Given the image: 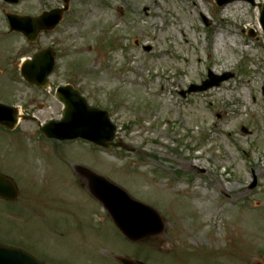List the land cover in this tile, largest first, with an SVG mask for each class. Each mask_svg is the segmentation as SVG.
I'll return each mask as SVG.
<instances>
[{"label": "rangeland", "instance_id": "obj_1", "mask_svg": "<svg viewBox=\"0 0 264 264\" xmlns=\"http://www.w3.org/2000/svg\"><path fill=\"white\" fill-rule=\"evenodd\" d=\"M254 2L71 0L61 23L34 43L10 39L13 71L0 97L36 119L0 132V170L19 188L14 202L0 199V242L46 264H120L119 256L264 264V0ZM62 6L20 0L11 8L29 14ZM48 46L57 64L42 92L16 79L15 69ZM209 70L234 75L182 95ZM68 83L110 113L116 147L45 138L39 125L62 118L52 89ZM85 168L154 208L164 231L125 239L90 192Z\"/></svg>", "mask_w": 264, "mask_h": 264}, {"label": "water", "instance_id": "obj_2", "mask_svg": "<svg viewBox=\"0 0 264 264\" xmlns=\"http://www.w3.org/2000/svg\"><path fill=\"white\" fill-rule=\"evenodd\" d=\"M64 1L67 4L69 0ZM229 1L232 0H217L218 4L221 6ZM62 11L63 10H55L45 13L42 17L37 19L29 17H12V24L19 29L25 27V30L28 32L34 31L31 36L34 39L41 29L54 28L62 18ZM261 22L264 28V13L261 17ZM45 52L46 51L42 54H45ZM42 54H39L35 58L34 62H32L33 65L39 64V62L42 63ZM48 56L49 58L47 60L45 59V64L49 66L46 71L41 73L38 80L42 78L43 74V79H46V76L53 67V55L50 54ZM29 63L30 62L27 64ZM24 70V76L32 81L30 73ZM232 76V74L228 73L223 76H216L210 73V79L204 81L201 86H191L188 92L204 91L214 86H219L223 81L228 80ZM63 91L65 95H61L60 98L66 104L64 120L60 123L51 122V124L43 127L42 131L46 133L48 137H56L61 140L82 137L97 142L98 144L110 146L111 144L107 142L115 138L116 126L111 123L108 112L90 107L87 100L82 97L77 90L71 88L69 91L68 88H61L60 93ZM12 110L14 109L0 104V122L4 116L15 121L16 115L11 112ZM8 122L9 121H7V123ZM12 126L13 125H10L9 127ZM244 130L248 132V130ZM85 173L89 178L92 193L104 203L116 225L126 237L132 241H138L163 232L164 222L156 210L142 202L132 199L122 188L109 182L102 176L86 170ZM17 195L18 191L16 185L11 180L0 175V197L14 200ZM25 255L30 258L29 261L25 263L42 264L21 249L0 244V264H21L14 263L13 259L24 262ZM119 261L122 264H141L140 262L124 257H120Z\"/></svg>", "mask_w": 264, "mask_h": 264}, {"label": "flooded vegetation", "instance_id": "obj_3", "mask_svg": "<svg viewBox=\"0 0 264 264\" xmlns=\"http://www.w3.org/2000/svg\"><path fill=\"white\" fill-rule=\"evenodd\" d=\"M11 6H13V4L8 3L6 0H0V24L2 25V30L0 31V78H3V76H4V78L0 82V94H2L1 89L3 88V85L7 84L6 85V87H7L8 84L10 83L8 81V79H10V74L13 71L12 70V68H13V52L11 49L12 41H10V39H12L14 37L18 38V36H22L19 33H11L10 32V26H9V22L7 19V14H9V13L23 14V13L15 10V9H12ZM26 43H27V41H26ZM33 56H34V54H33ZM30 57H32V56H30ZM30 57L21 58L20 59L21 63H19V64L16 63V66L18 68H16L15 71L17 73L19 71V75L16 74L17 75L16 79H19V77H20V67H21L22 62H24L26 59H28ZM10 81H11V79H10ZM51 87H52V85H51ZM36 88H37V90L39 89L41 91V89L39 87L36 86ZM52 90L54 91V89H52ZM42 92H44V91H42ZM0 102L15 106L11 102L5 100V98L2 99L0 97ZM17 130H18V127L15 129V131H17ZM1 131L8 132V130L5 127L0 125V132ZM0 172H2V171L0 170Z\"/></svg>", "mask_w": 264, "mask_h": 264}, {"label": "bare ground", "instance_id": "obj_4", "mask_svg": "<svg viewBox=\"0 0 264 264\" xmlns=\"http://www.w3.org/2000/svg\"><path fill=\"white\" fill-rule=\"evenodd\" d=\"M226 190H227V189H225V188H223V189L221 188V192H222V193H224ZM194 196H195V199L197 200V195L194 194ZM204 196H205V194L201 195L200 198H203Z\"/></svg>", "mask_w": 264, "mask_h": 264}]
</instances>
